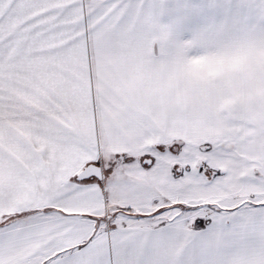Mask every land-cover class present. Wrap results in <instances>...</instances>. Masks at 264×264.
<instances>
[{
    "label": "snow or ice",
    "instance_id": "snow-or-ice-1",
    "mask_svg": "<svg viewBox=\"0 0 264 264\" xmlns=\"http://www.w3.org/2000/svg\"><path fill=\"white\" fill-rule=\"evenodd\" d=\"M0 264H264V0H0Z\"/></svg>",
    "mask_w": 264,
    "mask_h": 264
}]
</instances>
